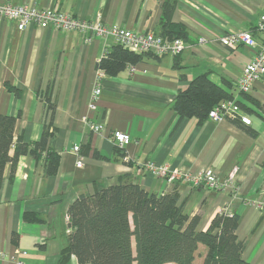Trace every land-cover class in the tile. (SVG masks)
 Returning a JSON list of instances; mask_svg holds the SVG:
<instances>
[{
  "label": "crops",
  "instance_id": "obj_1",
  "mask_svg": "<svg viewBox=\"0 0 264 264\" xmlns=\"http://www.w3.org/2000/svg\"><path fill=\"white\" fill-rule=\"evenodd\" d=\"M13 5L56 9L86 20L101 17L107 26L135 33L161 30L163 4L168 0H0ZM171 20L187 28L186 44L178 56H147L116 76L97 68L114 36L98 37L77 30L18 28L0 19V115L16 116L14 137L38 141L47 127L56 129L60 155L55 175L44 174V161L22 155L13 176L4 168L0 187V264H60L71 232L69 207L99 186L124 181L158 194L178 191V203L191 217L200 216L207 230L216 214L228 210L240 217L238 238L246 241L244 258L264 264V75L249 91H235L236 82L255 56V49L228 48L227 33L257 29L264 0H170ZM181 66V68L179 67ZM231 88L251 118L235 123L230 116L200 122L181 117L173 103L180 89L200 74ZM102 94L90 109L98 84ZM90 122L103 123L95 132ZM113 130L127 132L131 142L120 148ZM79 146L83 166L72 148ZM13 153V150H12ZM155 162L181 171L175 181L150 174ZM205 168L225 180L233 169L235 190H210L193 180ZM12 176V177H11ZM40 221L30 222L25 213ZM63 264V263H61ZM65 264L79 263L75 255ZM172 264V263H167Z\"/></svg>",
  "mask_w": 264,
  "mask_h": 264
},
{
  "label": "trees",
  "instance_id": "obj_2",
  "mask_svg": "<svg viewBox=\"0 0 264 264\" xmlns=\"http://www.w3.org/2000/svg\"><path fill=\"white\" fill-rule=\"evenodd\" d=\"M172 9L170 0L163 4L158 34L164 39L186 38L187 28L171 20ZM151 55L159 56L133 52L117 42L106 49L97 68L105 75L116 76ZM228 99H234L247 113L231 88L217 85L206 73L178 91L173 107L181 117H196L204 122L212 109ZM16 119L0 115V187L6 164L11 163L13 176L22 155L43 160L46 176L59 170L60 155L54 149L56 129L50 131L46 126L38 141L26 143L21 136L14 137ZM230 119L239 124L238 118ZM178 201L176 190L149 192L138 183L124 181L123 176L116 184L81 194L69 207L71 233L68 245L61 250L60 264L67 263L71 255L79 263L91 264H253L243 256L247 243L237 235L239 215L220 212L203 231L198 229L200 216L188 215ZM24 218L40 221L34 213L26 212Z\"/></svg>",
  "mask_w": 264,
  "mask_h": 264
},
{
  "label": "built area",
  "instance_id": "obj_3",
  "mask_svg": "<svg viewBox=\"0 0 264 264\" xmlns=\"http://www.w3.org/2000/svg\"><path fill=\"white\" fill-rule=\"evenodd\" d=\"M0 19L14 21L18 28L23 30L30 24H38L43 28H54L59 30H77L81 33H91V36L107 37L114 36L117 42L123 43L131 51L137 53H152L156 55L171 54L177 55L182 53L186 44L183 39H164L158 33L146 32L135 33L130 29L118 26H107L101 17L93 20H86L81 17L67 14L56 9H45L38 7H29L27 5H13L8 2L0 1ZM257 29L262 35L259 42L251 30H239L225 34L221 39L223 46L235 48L243 45L255 49L253 60L245 65L235 85V91L247 92L255 80L264 75V13L259 17ZM103 73L100 72V77ZM102 94V85L99 83L93 92V102L90 103V109L96 108V102ZM234 95V94H233ZM238 118L241 122L250 125L251 118L234 99H228L209 112V119L219 121L225 117ZM89 126L95 132L105 130V125L101 123L90 122ZM112 136L120 148H124L131 142V136L124 131L113 130ZM72 150L78 154L79 159L77 166H83L82 156L79 154L80 147L74 146ZM146 170L155 176H161L168 181H175L179 176V171H174L166 165H160L155 162H149L145 165ZM236 168L232 170L228 178L221 180L212 168H205L199 175L193 177L197 183H204L210 190L230 189L235 190L234 175ZM182 173V172H181ZM264 204H260L263 206ZM222 212H228L223 210ZM69 220V218H68ZM71 232V228L67 229ZM4 253L0 251V259Z\"/></svg>",
  "mask_w": 264,
  "mask_h": 264
},
{
  "label": "rangeland",
  "instance_id": "obj_4",
  "mask_svg": "<svg viewBox=\"0 0 264 264\" xmlns=\"http://www.w3.org/2000/svg\"><path fill=\"white\" fill-rule=\"evenodd\" d=\"M156 55V54H155ZM201 261V259L199 260V262Z\"/></svg>",
  "mask_w": 264,
  "mask_h": 264
},
{
  "label": "water",
  "instance_id": "obj_5",
  "mask_svg": "<svg viewBox=\"0 0 264 264\" xmlns=\"http://www.w3.org/2000/svg\"><path fill=\"white\" fill-rule=\"evenodd\" d=\"M223 102L220 103V105L222 104Z\"/></svg>",
  "mask_w": 264,
  "mask_h": 264
}]
</instances>
